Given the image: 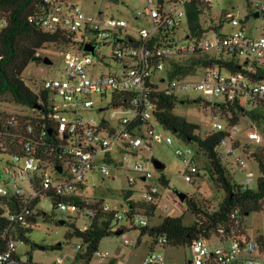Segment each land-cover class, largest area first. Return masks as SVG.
I'll list each match as a JSON object with an SVG mask.
<instances>
[{"label":"built area","instance_id":"built-area-1","mask_svg":"<svg viewBox=\"0 0 264 264\" xmlns=\"http://www.w3.org/2000/svg\"><path fill=\"white\" fill-rule=\"evenodd\" d=\"M214 1L145 0L143 16L147 25L130 32L129 23L123 19L88 16L79 7L70 6L67 0H44V6L31 22L47 33L64 31L75 36V41L83 44V52L68 54L62 78L35 84V92L44 90L49 95L48 120L51 129L44 130L38 141L28 140L25 143V156H12L10 163L5 165L0 174L3 178L0 183V201H9L11 209L8 210L7 217L12 223L27 225L32 214L30 207L34 202L47 198L48 194L59 199L56 208L59 211L82 212L80 205L70 200L82 197L87 204L93 202L83 194L87 190V176L98 172L109 176L112 166L116 169L127 167L143 181L153 179L154 172L150 164L137 160L141 151L145 146L150 148L152 144L174 143L172 138H164L156 133L157 126H164L156 121L158 101L154 97L165 95L174 99L177 104L186 93L195 91L202 94L199 98L202 105H207L213 99L214 103L224 104L238 101L247 112L250 106L261 104L264 107V81L253 82L243 73H229L215 67L203 69L197 76L170 78L167 74L169 59L181 61L195 53L205 55L226 52L237 56L241 61L245 58L257 62L264 68V35L259 38L250 37L243 23L233 13L229 12L227 16L235 29L230 35L220 36L215 31H210L198 37L187 28L190 6L194 3L212 6ZM234 1L247 2L251 16L256 13L264 15V0ZM201 18L204 20V16ZM5 26L6 21L0 18V32ZM212 32L214 38L209 37ZM181 33L184 34L183 37ZM156 36L161 38V45L154 44L152 47L151 42ZM127 37L138 39L139 43L129 41ZM86 45L96 48L94 55L84 50ZM100 45L111 46L112 57L127 60L129 64L123 66L108 61L105 55L99 56L97 51ZM106 69L110 72H105ZM98 71L101 73L94 75ZM93 96H98L101 104L109 100L107 106L100 105L97 109L99 119L83 115V110L96 107ZM15 122V117L10 120V123ZM213 128L215 132L229 134V137L221 141L220 147L226 149L227 156H234V145L239 142L233 140V135L239 133L238 125L233 126L227 121L225 126L215 120ZM28 131L31 134L34 132L32 127ZM47 133L55 138L54 144L59 145L62 155L67 158L61 164V173L56 169L57 165L43 163L38 157L40 142ZM249 139L259 145L264 144V138L255 131L249 134ZM49 148L53 151L55 146L49 145ZM176 155L187 166L185 179L195 183L199 169L190 163L193 158L191 150L179 149ZM116 156L120 157V161ZM221 156L223 158L222 154ZM236 163L242 170L247 167L246 162L241 159H237ZM154 169L158 171L155 166ZM35 175H39L41 179L38 189L32 184ZM160 178L161 176L158 184L162 186ZM23 182L30 184V193L23 187ZM128 182L133 185L136 178L128 179ZM255 183L256 179L249 173L238 184L248 190ZM157 196L159 187H148L145 201L156 203ZM102 210L114 213L118 224L125 219L124 215L105 202ZM85 214L92 217L94 212L85 211ZM133 221L140 229L149 227L148 218L140 211H135ZM86 229L84 227L81 230ZM120 236L126 247H135L136 243L132 238L125 233ZM165 243L166 240L162 239L155 246L163 248ZM80 249L81 246L78 245L75 251ZM190 252L189 264H264V244L259 239L228 243L218 239H199L193 242ZM14 253H17L16 243L11 242L8 251L0 255V264L10 262ZM97 257L94 264H104L110 254L98 252ZM56 264H63V260H58ZM143 264L168 262L163 253L153 249Z\"/></svg>","mask_w":264,"mask_h":264},{"label":"trees","instance_id":"trees-1","mask_svg":"<svg viewBox=\"0 0 264 264\" xmlns=\"http://www.w3.org/2000/svg\"><path fill=\"white\" fill-rule=\"evenodd\" d=\"M118 2L119 0H112ZM44 0H0V18L6 21V26L0 32V98H8L4 104L16 105L21 109H27L33 114H26L25 111L10 113L6 107L0 106V154L25 156V143L28 140L38 141L44 130H50L49 122V95L44 90L35 92L32 90L22 74L29 64L39 57V52L47 46H54L57 49L71 48L78 52H83V44L75 41V36L64 32L56 33L44 32L37 24L32 23L31 19L42 9ZM212 6H204L194 3L190 6L187 15V28L196 36L202 37L205 33L215 31L223 36V25L228 11L223 12V16L218 25L207 27L204 25L203 17L211 12ZM262 16V15H261ZM127 40L138 44L139 40L127 37ZM161 38L156 36L151 44L161 45ZM226 56V57H225ZM113 62L120 65H127V60H117L111 58ZM41 61H38L40 63ZM218 67L220 70L229 73H243L253 82L264 81V68L257 62L245 60L226 52L195 55L178 61L169 59L167 63V74L170 78L177 76H197L203 69ZM157 103L156 121L160 122L164 129L173 131L180 138L190 143L198 144L211 163L208 172L217 190L223 189L225 197L219 207L210 205L204 199L190 197L185 204L190 211L195 222L192 226H186L182 217L168 216L163 218L160 224L141 229V236L149 235L152 237L153 246L157 245L162 239L166 240L163 248H185L190 250L194 241L199 239L213 240L218 239L224 243L231 241H246L250 237L247 235L244 226V217L254 212L264 211V147H259L254 152L249 153V159L256 162L261 175L256 179L252 189L244 190L238 183L231 184L227 178V169L223 166V160L219 151L221 141L229 137L227 132H213L203 137L201 127L196 123H190L174 115L176 104L174 99L165 95L154 97ZM189 103V102H188ZM203 102L199 99L196 104ZM2 104V103H0ZM207 105L209 104L206 103ZM213 110L216 109L221 118L229 121L231 125H239L241 120L250 116L252 120L261 118L246 111L239 102L234 103H214ZM258 106H262L259 104ZM206 108V106L204 105ZM263 107V106H262ZM231 116V117H230ZM15 117L16 122L10 123ZM147 126H149L147 124ZM32 127L34 132L29 133ZM46 127V129H45ZM141 131V130H140ZM55 138L47 133L45 139L40 142L38 157L43 163L51 162L61 167L67 159L59 150V145L54 144ZM49 145L55 146L51 151ZM239 147V143L234 145V149ZM250 150L246 149L248 153ZM10 161H7V164ZM198 177L201 176L200 171ZM159 182L164 187H169V181L165 175H161ZM41 179L39 175L33 176L32 184L35 189L40 187ZM130 185V184H129ZM132 186V185H130ZM148 189V188H147ZM125 198L129 201V210L124 215L130 223V227L117 229V222L114 213H106L102 210L104 200H94L87 204L82 197H76L70 201L76 202L81 207L82 212L93 211L92 217L87 215L89 225L87 229L73 226V231L68 235L69 238H78L81 241V249L76 252V261L80 264L85 262L90 264L95 255L99 252L101 242L117 233L124 234L127 231L138 228L134 225L133 217L135 211L142 212L148 220L157 211V203H147L143 201L137 206L130 201L131 191H125ZM54 208H57L59 199L48 194ZM159 196L156 197L158 199ZM40 201H36L30 207L32 212L27 220V225L12 223L7 217V212L11 205L7 199L0 201V255L8 251L11 242L23 244H33L30 236L37 226L39 220L49 222L53 217H49L39 208ZM67 224V222L65 223ZM264 244L263 239H259ZM140 243V240H138ZM57 249L58 247H52ZM153 250V249H152ZM7 264H33L32 257L28 263H23L14 253L12 260Z\"/></svg>","mask_w":264,"mask_h":264},{"label":"rangeland","instance_id":"rangeland-1","mask_svg":"<svg viewBox=\"0 0 264 264\" xmlns=\"http://www.w3.org/2000/svg\"><path fill=\"white\" fill-rule=\"evenodd\" d=\"M67 3L72 6L79 7L86 15L97 18L107 19L115 17L117 19H123L129 23L130 32L143 26H146V20L143 16L146 2L145 0H119L114 2L112 0H67ZM228 11L234 14V16L243 23L246 32L250 37L259 38L264 35V15L260 17L251 16L249 12L247 2H235L234 0H215L212 4L211 12L204 15V25L213 27L218 25L223 12ZM235 31L231 22L225 20L223 25V33L230 35ZM183 37L184 34L181 33ZM210 38H214V33L209 34ZM184 41H182L183 43ZM71 48H60L50 45L39 52V57L42 58L41 62L33 61L29 64L27 69L22 74V78L28 84V86L37 91V85H40L43 81L48 79L62 78L65 70V62L68 54L75 52ZM113 49L111 46L100 45L98 48V55H105L108 61H112ZM226 57V56H225ZM49 58L52 64H45L43 59ZM245 61V58L242 59ZM97 63V62H96ZM99 66V65H98ZM115 67V65L113 64ZM105 72H110L106 69ZM101 73V71L94 73V75ZM202 94L195 91H189L186 93L182 100L176 104L174 115L182 118L190 123H196L201 127V135L206 137L213 132V123L215 120H219L225 126H227L226 119L221 118L216 109L213 110L212 104L198 105L196 102ZM92 99L96 103V107L91 110H83V115L88 118L99 119L100 115L97 109L100 105L107 106L109 100L100 103L98 96H93ZM187 99V101H185ZM8 98H0V106L6 107L10 113L16 111H25L26 114H33L32 111L27 109H21L16 105L4 104ZM189 102V103H188ZM213 99L209 103H214ZM108 113V111H107ZM249 113L259 115L261 118L251 119L250 116L241 120L238 125L239 133L233 135V140L239 142V147L235 148V155L227 156L225 154L226 149L219 148L220 153L223 155V166L227 169V178L231 184H237L242 182L249 173H252L254 178L257 179L261 173L258 165L255 161L249 159V153L254 152L263 145L257 144L255 141L249 139V134L253 131L257 132L264 138V107L262 106H250ZM156 133L163 135L164 138L170 137L174 143L168 145L166 143L152 144L149 148L147 146L140 153V157L137 158L140 162H146L150 164L151 169L154 172V178L147 181H143L139 175L128 170L127 167L116 169L114 166L110 168V175L103 176L100 172L95 174H89L87 176V190L83 193L89 196L90 201L104 200V202L110 207L118 210L122 215H125L129 210V201L125 198V191H131L130 201L137 204H141L145 201V195L148 187H159V198L157 199V211L153 217L149 219V227L156 226L161 223L163 218L168 216L182 217L186 226H192L195 222L193 214L187 210L185 203L179 201L176 196V192L187 194L190 197H196L198 199H204L206 202L213 204L215 207H219L225 197L223 189L217 190L214 182L211 179V173L208 172L211 163L209 158L201 152L198 144L190 143L180 138L179 135L173 131L164 129L161 126H157ZM232 143L230 142L229 147ZM182 149H190L193 158L191 164L195 165L201 176L197 177L195 183H190L185 179V172L187 166L176 155V151ZM246 149L250 151L247 153ZM120 161V157L116 156ZM237 159H241L246 162L247 167L240 169L236 163ZM11 160L10 155L0 154V174H2L7 161ZM160 161L164 164L165 168L161 171L154 169V161ZM23 164V163H22ZM161 175H165L169 181V187H164L158 184V178ZM136 178V183L132 186L129 185L128 179ZM3 182V178L0 175V183ZM23 187L30 193L32 191L28 182H23ZM189 198V197H188ZM39 208L45 212L49 217L53 219L49 222L39 220L37 226L34 228L30 239L33 244L16 243L17 255L23 263H28L29 258L32 257V262L35 264H56L59 258L64 256L76 257L75 247L81 244L78 238H69L68 235L73 231V226L79 229H83L89 225V220L85 212L72 213L61 212L54 208L53 202L49 198L41 199ZM64 220L67 224L61 225L59 221ZM130 223L126 218L117 224V228L125 227L129 228ZM244 226L247 235L251 239H263L264 240V211L254 212L244 217ZM133 230L125 232V234L135 241V247L130 248V253L126 256L117 257L115 264H143L144 258L150 251V247L153 246L152 237L147 233L141 236L140 228H132ZM122 236L113 235L105 238L99 247V252H108L110 258L104 263L109 264L111 258L117 254L121 247ZM140 240V243H138ZM52 247H58L53 249ZM45 248V249H44ZM158 248V250H157ZM156 250L164 254L166 260L169 257L184 258L185 254L189 255V250L185 248H167L163 249L157 247ZM66 261V259L64 258ZM98 260L95 255L93 261L90 264H94ZM82 264H86L83 262Z\"/></svg>","mask_w":264,"mask_h":264},{"label":"crops","instance_id":"crops-1","mask_svg":"<svg viewBox=\"0 0 264 264\" xmlns=\"http://www.w3.org/2000/svg\"><path fill=\"white\" fill-rule=\"evenodd\" d=\"M255 16V15H254ZM256 17V16H255ZM260 17V16H259ZM85 189H87V187L85 188ZM89 197V196H88ZM90 198V197H89ZM174 217V216H173ZM130 238V237H129ZM120 249L118 250V251H116L117 252V254H115L112 258H111V261L109 262V264H115V261H116V259H117V257H118V255L120 256H123V257H127L126 255L128 254V253H130V248H128V247H126L124 244H123V242H122V239H121V245H120ZM158 246H155V248H152V245H151V247H150V251L147 253V255L151 252V250L152 249H154L155 251H157L158 250V248H157ZM76 248V247H75ZM156 248H157V250H156ZM146 255V256H147ZM146 256H145V258H146ZM64 258L66 259V261L64 260ZM76 257H73V258H71V257H67V256H64V257H62V258H59V260H63V264H80V263H78L77 261H76V259H75ZM144 258V259H145ZM190 260H191V252H190V250H189V255H186L185 254V257L184 258H180V256H178V257H169L168 259H167V262H168V264H189V262H190ZM144 261V260H143ZM33 264H35L34 262H32Z\"/></svg>","mask_w":264,"mask_h":264},{"label":"water","instance_id":"water-1","mask_svg":"<svg viewBox=\"0 0 264 264\" xmlns=\"http://www.w3.org/2000/svg\"><path fill=\"white\" fill-rule=\"evenodd\" d=\"M255 16H256V17H259L260 14H259V13H256ZM95 49H96V48H95L94 46H90V45H86L85 48H84V50H85L86 52H90V53L93 54V55L95 54ZM41 60H42L41 57H37V58L34 59V61H36V62H37V61H41ZM43 62H44L45 64H52V61H51L49 58H45V59H43ZM154 166H155V168H156L158 171L164 170V168H165L164 164L161 163L160 161H157V160L154 161ZM56 169H57L60 173L62 172V169H61L60 166H57ZM176 196H177V198L179 199V201H181L182 203H185L186 200H187L188 197H189L187 194L180 193V192H176ZM59 223H60L61 225H64V224L66 223V221L61 220V221H59ZM116 235L120 236L121 233H117ZM44 249H45V248H44Z\"/></svg>","mask_w":264,"mask_h":264}]
</instances>
